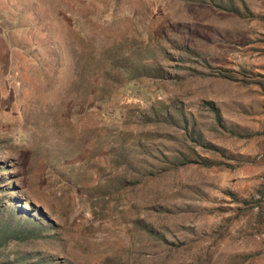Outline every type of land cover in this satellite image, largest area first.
Wrapping results in <instances>:
<instances>
[{"label":"rangeland","instance_id":"1","mask_svg":"<svg viewBox=\"0 0 264 264\" xmlns=\"http://www.w3.org/2000/svg\"><path fill=\"white\" fill-rule=\"evenodd\" d=\"M1 208L0 264H264V0H0Z\"/></svg>","mask_w":264,"mask_h":264},{"label":"trees","instance_id":"2","mask_svg":"<svg viewBox=\"0 0 264 264\" xmlns=\"http://www.w3.org/2000/svg\"><path fill=\"white\" fill-rule=\"evenodd\" d=\"M15 201L12 199V204L14 205ZM14 207V206H13ZM14 211V212H13ZM14 213V216L12 214ZM10 217L4 218V208L0 209V249L2 244H6L7 241L11 238L13 239H23L30 234H33L34 231V220L31 217H27L25 220L22 221L21 218L18 216V212L10 209ZM32 220V221H31ZM31 221V222H30ZM29 223V226L26 225ZM32 223V224H31Z\"/></svg>","mask_w":264,"mask_h":264}]
</instances>
